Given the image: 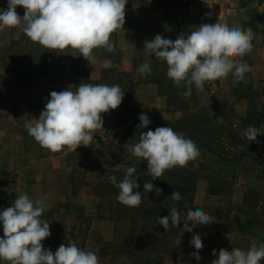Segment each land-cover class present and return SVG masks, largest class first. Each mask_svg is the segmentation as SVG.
<instances>
[{"label": "rangeland", "instance_id": "obj_1", "mask_svg": "<svg viewBox=\"0 0 264 264\" xmlns=\"http://www.w3.org/2000/svg\"><path fill=\"white\" fill-rule=\"evenodd\" d=\"M127 2L124 28L111 36L115 53L95 49L92 64L70 48L50 52L32 42L22 27L0 32V153L5 157L18 148L27 159L35 150L38 161L54 169L49 181L55 191L50 202L46 199L41 219L53 215L56 236L48 237L44 248L54 254L61 244L75 242L81 250L96 253L100 264H212L221 248L247 250L252 240L264 243V134L257 135V142L243 137L250 125L264 132V0ZM7 6L8 0H0V10ZM16 12L23 17L25 9L18 6ZM217 22L253 31V50L236 58L252 71L239 82L231 73L205 82L203 92L192 85V95L185 99L181 93L186 88L166 76L165 61L146 54L145 41L157 34L175 41L181 33ZM105 60L113 67L105 69ZM145 62L151 64V73L142 76L138 69ZM81 83L119 85L124 99L117 109L102 114L103 128L93 133L91 145L56 153L42 148L25 124L36 123L52 91L70 86L75 91ZM141 113L151 123L138 129ZM157 127H171L190 138L201 155L152 180L147 161L124 145L135 144L140 133ZM129 166L137 168L139 188L134 192L142 195L138 207L118 202L119 188L108 179L122 181ZM145 182L162 192H144ZM61 190H66L64 199ZM177 191L181 200L167 199ZM173 205L181 223L169 222L166 231L158 218L169 216ZM189 209H201L214 220L184 231ZM194 235L203 243L200 260L192 255Z\"/></svg>", "mask_w": 264, "mask_h": 264}, {"label": "clouds", "instance_id": "obj_2", "mask_svg": "<svg viewBox=\"0 0 264 264\" xmlns=\"http://www.w3.org/2000/svg\"><path fill=\"white\" fill-rule=\"evenodd\" d=\"M127 0H8L6 10H0V32L5 29L22 27L26 36L50 52L72 49L80 53L92 64L93 52L102 48L115 53L116 47L111 36L125 24V6ZM22 6L25 14L20 17L16 8ZM254 33L251 29L242 31L230 27L227 23L202 24L191 31L181 33L175 41L155 35L146 40V54H152L157 60L167 64L166 76L177 86L186 88L181 95L188 99L192 95V85L203 92L204 84L227 78L231 73L242 81L245 73L252 71L247 63H241L238 57H244L253 50ZM105 69L113 67L111 60H105ZM143 76L151 73V64L145 62L138 69ZM52 91L45 109L36 123H26L29 136L52 153L65 147L69 150L93 142V133L103 128L102 114L117 109L124 99V91L119 85L81 83L75 91ZM138 129L147 128L151 123L147 114L139 115ZM258 134H264L255 126H248L243 137L249 142H257ZM134 157L147 161L148 172L155 180L165 170L177 166L183 168L195 161L201 153L190 138L177 133L171 127H157L154 131L140 133L136 143L124 145ZM137 168L129 166L122 181L109 176V181L119 188L118 202L128 207H138L142 202L137 183ZM159 192L153 183L145 182L144 192ZM167 199L179 201L180 192H173ZM48 205L41 199L35 201L27 193L20 194L13 206L0 212L3 225V238H0V260L7 264H100L99 257L92 251L81 250L75 242L61 244L55 253L45 249L41 243L51 236L50 225L43 217ZM214 217L201 209H189L184 220V231L191 232L197 225H208ZM158 222L167 231L170 223L177 226L181 217L177 208H170V215L159 217ZM189 222L192 226L189 227ZM183 235V233H181ZM180 244L178 238L175 241ZM196 249L192 253L200 260L199 250L203 243L199 235L190 241ZM213 255L216 250L213 249ZM264 260V243L251 241L247 250L234 248L231 251L221 248L218 258L212 264H261Z\"/></svg>", "mask_w": 264, "mask_h": 264}, {"label": "crops", "instance_id": "obj_3", "mask_svg": "<svg viewBox=\"0 0 264 264\" xmlns=\"http://www.w3.org/2000/svg\"><path fill=\"white\" fill-rule=\"evenodd\" d=\"M1 147L0 140V149ZM34 147L36 148L35 144L33 145V150L35 149ZM30 149L28 150L30 151ZM19 151L18 148L11 152L8 151V156L5 157L3 153H0V212L13 206L15 199L20 194L27 193L34 201L41 199L48 204L47 200H49L48 202L51 201L50 195L55 191L49 181L52 180L54 169H51L47 162L38 161L40 158L37 157L35 150L27 156V159ZM65 191L61 190L62 199L65 198ZM42 193L44 195L43 198L39 196ZM47 194L48 198L46 197ZM52 216V214H49L44 218L50 225L51 237L56 236L50 224V221H53ZM3 236V225L0 222V238H3ZM0 264H5V261L0 260Z\"/></svg>", "mask_w": 264, "mask_h": 264}]
</instances>
